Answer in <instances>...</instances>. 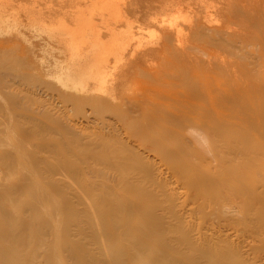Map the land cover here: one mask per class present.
Listing matches in <instances>:
<instances>
[{
    "label": "rangeland",
    "instance_id": "374dc122",
    "mask_svg": "<svg viewBox=\"0 0 264 264\" xmlns=\"http://www.w3.org/2000/svg\"><path fill=\"white\" fill-rule=\"evenodd\" d=\"M0 2V264H264V0Z\"/></svg>",
    "mask_w": 264,
    "mask_h": 264
},
{
    "label": "bare ground",
    "instance_id": "6f19581e",
    "mask_svg": "<svg viewBox=\"0 0 264 264\" xmlns=\"http://www.w3.org/2000/svg\"><path fill=\"white\" fill-rule=\"evenodd\" d=\"M113 1H114V0H113ZM99 2H100V1H99ZM122 2H123V1H122ZM0 4H2V3L0 2ZM32 4H33V3H32ZM92 4H93V3H92ZM23 5H24V4H23ZM74 5H75V4H74ZM84 5H85V4H84ZM0 6H1V5H0ZM96 6H97V5H96ZM98 7H99V6H98ZM110 7H111V6H110ZM1 8H2V7H1ZM86 8H87V7H86ZM88 8H89V7H88ZM93 8H94V7H93ZM115 8H116V7H115ZM96 9H97V8H96ZM106 9H107V8H106ZM74 10H75V9H74ZM11 11H12V10H11ZM86 12H87V11H86ZM81 14H83V13H81ZM193 14H194V13H193ZM74 15H75V14H74ZM79 15H80V14H79ZM180 15H181V14H180ZM161 16H162V15H161ZM192 16H193V15H192ZM6 17H7V16H6ZM57 17L60 18L59 16H57ZM7 18H9V17H7ZM74 19H75V18H74ZM78 19H79V18H78ZM88 19H89V18H88ZM56 20H57V19H56ZM59 20H61V19H59ZM114 20H115V19H114ZM181 20H182V19H181ZM188 20H189V19H188ZM6 21H7V20H6ZM90 21H91V20H90ZM92 21H93V20H92ZM0 22H1V21H0ZM2 22H3V21H2ZM105 22H106V21H105ZM216 22H217V21H216ZM56 23H57V22H56ZM72 23H73V22H72ZM90 23H91V22H90ZM57 24H58V23H57ZM101 24H102V23H101ZM50 25H51V24H50ZM173 25H174V24H173ZM179 25H180V24H179ZM55 26H56V25H55ZM59 26H60V25H59ZM77 27H78V26H77ZM172 27H173V26H172ZM193 27H194V26H193ZM196 27H197V26H196ZM54 28H55V27H54ZM66 28H67V26H66ZM68 28H69V27H68ZM184 28H185V27H184ZM198 28H199V27H198ZM205 28H206V27H205ZM75 29H76V28H75ZM174 29H175V28H174ZM177 29H178V28H177ZM70 30H71V29H70ZM78 30H79V29H78ZM78 30H77V31H78ZM141 30H142V29H141ZM178 30H179V29H178ZM178 30H177V31H178ZM204 30H205V29H204ZM206 30H209V29L206 28ZM80 31H82V30H80ZM162 31H163V30H162ZM169 31H170V30H169ZM7 32H8V31H7ZM110 32H111V31H110ZM171 32H173V31H171ZM171 32H170V33H171ZM178 32H179V31H178ZM189 32H190V31H189ZM206 32H207V31H206ZM85 33H86V32H85ZM179 33H180V32H179ZM83 34H84V32H83ZM165 34H166V32H163V36H162V37L160 36V37L162 38V44H165L166 42L168 43V41H169V40L167 41V37H168V36H167V34H166V35H165ZM171 34H172V33H171ZM190 34H191V33H190ZM190 34H189V35H190ZM192 34H193V32H192ZM198 35H199V34H197V36H198ZM50 36H51V35H50ZM174 36H175V35H174ZM205 36H206V35H205ZM203 37H204V36H203ZM94 38H95V37H94ZM136 38H137V37H135V39H136ZM188 38H189V37H188ZM95 39H96V38H95ZM96 40H100V39L97 38ZM136 40H137V39H136ZM211 40H212V39H211ZM104 41H105V40H104ZM112 41H113V40H112ZM72 42H73V41H72ZM74 42H75V41H74ZM77 42H78V41H77ZM187 43H188V42H187ZM99 44H101V43H99ZM124 44H125V43H124ZM168 44H169V43H168ZM12 45H15V44H12ZM12 45H11V43H10V46H12ZM120 45H121V44H120ZM122 45H123V44H122ZM169 45H170V44H169ZM169 45H168V46H169ZM88 46H89V45H88ZM166 46H167V45L161 46L159 49L166 48ZM93 47H94V46H93ZM95 47H96V46H95ZM122 47H123V46H122ZM173 47H174V46H173ZM185 47H186V46H185ZM11 48H12V47H11ZM72 48H73V47H72ZM77 48H78V47H77ZM191 48H192V47H191ZM172 49H173V48H172ZM165 50H166V49H165ZM174 50H175V49H174ZM182 50H183V49H182ZM185 51H186V49H185ZM85 52H86V50H85ZM102 52H104V51L102 50ZM154 52H155V50H154ZM174 52H175V51H174ZM93 53H94V52H93ZM114 53H115V52H114ZM170 53H171V52H170ZM180 53H181V52H180ZM188 54H189V53H188ZM2 55H3V54H2ZM81 55H82V54H81ZM90 55H91V54H90ZM185 55H186V54H185ZM78 56H79V55H78ZM92 56H93V54H92ZM92 56H91V57H92ZM171 56H172V55H171ZM7 57H8V56H7ZM7 57H6V58H7ZM91 57H90V58H91ZM105 57H107V56H105ZM0 59H1V58H0ZM78 59H79V58H78ZM118 59H119V58H118ZM209 59H210V58H209ZM1 60H2V59H1ZM3 60H5V59H3ZM15 60H16V59H15ZM89 60H90V59H89ZM115 60H116V59H115ZM201 60H202V59H201ZM76 61H77V60H76ZM117 61H120V60H117ZM20 62H21V61H20ZM70 62H71V61H70ZM107 62H108V61H107ZM163 62H164V61H162V63H163ZM1 63H2V62H1ZM89 63H90V62H89ZM89 63H87V64H89ZM73 64H74V63H73ZM91 64H93V63H91ZM6 65H7V64H6ZM15 65H18V64H15ZM25 65H26V64H25ZM75 65H76V64H75ZM155 66H156V65H155ZM87 67H88V66H87ZM87 67H86V68H87ZM91 67H92V66H91ZM5 68H6V67H5ZM65 68H66V67H65ZM78 68H79V67H78ZM97 68H98V67H97ZM1 69H3V68H1ZM8 69H9V68H8ZM82 69H83V68H82ZM87 69L89 70V68H87ZM94 69H96V68H94ZM3 71H4V70H3ZM7 71H8V70H7ZM83 71H84V70H83ZM97 71H98V70H97ZM85 72H87V71H85ZM95 72H96V71H95ZM141 72H142V71H141ZM163 73H164V72H163ZM8 74H9V73H8ZM10 74H11V72H10ZM78 74H79V73H78ZM103 74H105V73H103ZM83 75H84V74H83ZM93 75H94V74H93ZM105 75H107V74H105ZM147 75H148V74H147ZM11 76H12V75H11ZM76 76H77V75H76ZM110 76H111V75H110ZM201 76H202V75H201ZM3 77H5V76H3ZM65 77H66V76H65ZM74 77H75V76H74ZM89 77H90V76H89ZM91 77H92V76H91ZM78 78H79V77H78ZM100 78H101V77H100ZM74 79H75V78H74ZM79 79H80V78H79ZM89 79H90V78H89ZM4 80H5V79H4ZM63 80H64V79H63ZM14 81H15V80H14ZM64 81H65V80H64ZM62 82H63V81H62ZM116 82H118V81H116ZM118 84H120V83H117V85H118ZM161 84H162V83H161ZM3 85H4V84H3ZM117 85H116V86H117ZM194 85H195V84H194ZM61 86H62V85H61ZM84 86H85V85H84ZM165 86H166V85H165ZM117 87H119V86H117ZM117 87H116V88H117ZM195 87H196V86H195ZM206 87H207V86H206ZM111 89H112V88H111ZM187 89H188V88H187ZM190 89H191V87H190ZM190 89H189V90H190ZM194 89H195V88H194ZM207 90H208V89H207ZM197 91H198V90H197ZM176 92H177V91H176ZM156 93H157V92H156ZM177 93H178V92H177ZM187 93H188V92H187ZM202 93H203V91H202ZM110 94H111V93H110ZM112 94H113V93H112ZM218 94H219V93H218ZM117 95H118V94H117ZM178 95H179V94H178ZM156 96H157V95H156ZM220 96H221V95H220ZM105 97H106V96H105ZM154 97H155V96H154ZM161 97H162V96H161ZM189 97H190V96H189ZM197 97H199V96H197ZM200 97H201V95H200ZM200 97H199V98H200ZM207 97H208V96H207ZM97 98H98V97H97ZM158 98H159V97H158ZM192 98H193V97H192ZM195 98H196V96H195ZM201 98H202V97H201ZM201 98H200V99H201ZM139 99H140V98H139ZM139 99H138V100H139ZM144 99H145V98H144ZM163 99H164V98H163ZM193 99H194V98H193ZM197 99H198V98H197ZM226 99H227V98H226ZM141 101H142V99H141ZM203 101H204V99H203ZM226 101H227V100H226ZM123 102H124V101H123ZM204 102H205V101H204ZM206 102H207V101H206ZM148 103H149V101H148ZM215 103H216V102H215ZM142 104H143V103H142ZM144 104H145V102H144ZM151 104H152V103H151ZM153 104H155V103L153 102ZM193 104H194V103H193ZM193 104H192V105H193ZM226 104H227V103H226ZM128 105H129V104H128ZM195 105H196V104H195ZM198 106L200 107V104H199ZM198 106H197V108H198ZM215 106H216V105H215ZM190 107H191V106H190ZM201 107H202V106H201ZM201 107H200V108H201ZM119 108H121V107H119ZM158 108H159V107H158ZM194 108H195V107H194ZM200 108H199V109H200ZM145 109H146V108H145ZM189 109H190V108H189ZM146 110H147V109H146ZM155 110H156V109H155ZM149 111H150V109H149ZM181 111H182V110H181ZM189 111H191V110H189ZM195 111H196V110H195ZM147 112H148V111H147ZM154 112H155V111H154ZM157 112H158V111H157ZM161 112H162V111H161ZM152 113H153V112H152ZM192 113H193V112H192ZM162 114H163V113H162ZM164 114H165V113H164ZM171 114H172V113H171ZM195 114H196V112H195ZM197 114H198V112H197ZM197 114H196V115H197ZM122 115H123V114H122ZM168 115L170 116V112L168 113ZM123 116H124V115H123ZM172 116H173V115H172ZM183 116H184V115H183ZM192 117H193V116H192ZM162 118L164 119V117H162ZM165 118H166V117H165ZM167 118H168V116H167ZM175 118H176V117H175ZM183 118H185V116H184ZM183 118H182V119H183ZM101 119H102V118H101ZM123 119H124V118H123ZM158 119H160V118L158 117ZM168 119H169V118H168ZM173 119H174V118H173ZM186 119L188 120L189 118L186 117ZM103 120H104V119H103ZM160 120H161V119H160ZM184 120H185V119H184ZM222 120H223V119H222ZM126 121H127V120H126ZM168 121H169V120H168ZM177 121H179V120L177 119ZM165 122H166V121H165ZM170 122H171V120H170ZM190 122H191V120H190ZM126 123H128V122H126ZM167 123H168V122H167ZM123 124H124V123H123ZM136 124H137V123H136ZM136 124H135V125H136ZM172 124H173V123H172ZM181 124H182V123H181ZM188 124H189V122H188ZM126 125H127V124H126ZM143 125H144V124H143ZM157 125H159V124H157ZM174 125H175V124H174ZM174 125H173V126H174ZM179 125H180V124H179ZM182 125H184V124H182ZM185 125H186V124H185ZM128 126H131V125H129V123H128ZM128 126L126 127V129L128 128ZM155 126H156V125H155ZM146 127H147V126H146ZM174 127H175V126H174ZM147 128H148V127H147ZM179 128H180V127H179ZM130 129H131V127H130ZM133 129H134V128H133ZM149 129H150V128H149ZM181 129H182V128H181ZM134 130H135V129H134ZM134 130H133V131H134ZM95 133H96V132H95ZM156 133H157V132H156ZM161 133H162V132H161ZM207 133H208V132H207ZM97 134H98V133H97ZM85 135H86V134H85ZM157 135H158V134H157ZM176 135H177V134H176ZM200 135H201V134H200ZM223 135H224V134H223ZM227 135H228V134H227ZM99 136H100V135H99ZM225 136H226V135H225ZM86 137H87V136H86ZM92 137H93V136H92ZM228 137H229V136H228ZM88 138H89V137H88ZM101 138H102V137H101ZM141 138H142V137H141ZM153 138H154V137H153ZM95 139H97V138H95ZM104 139H105V138H104ZM88 140H89V139H88ZM140 140H141V139H140ZM164 140H165V139H164ZM91 141H92V140H91ZM96 141H97V140H96ZM92 142H93V141H92ZM135 142H136V141H135ZM145 142H146V141H145ZM166 142H167V141H166ZM238 142H239V140H238ZM243 142H244V141H243ZM100 143H101V142H100ZM180 143H182V142H180ZM228 143H229V142H228ZM236 143H237V142H236ZM178 144H179V142H178ZM98 145H99V144H98ZM98 145H96V146H98ZM180 145H181V144H180ZM182 145H184V144H182ZM230 145H232V143H231ZM233 145H234V144H233ZM233 145H232V146H233ZM235 145H236V144H235ZM224 146H225V144H224ZM226 146H227V145H226ZM236 146H237V145H236ZM242 146H243V145H241V147H242ZM106 147H107V146H106ZM179 147H181V146H178V148H179ZM107 148H108V147H107ZM165 148H166V147H165ZM165 148H164V149H165ZM178 148H177V149H178ZM243 148H244V147H242V149H243ZM105 149H106V148H105ZM179 149H180V148H179ZM238 149H239V148H238ZM240 149H241V148H240ZM245 149H246V148H245ZM107 150H108V149H107ZM159 150H160V149H159ZM159 150L157 149V151H159ZM161 150H163V147H162ZM181 150H183V149H181ZM184 150H185V149H184ZM189 150H190V149H189ZM165 151H166V149H165ZM241 151H242V150H241ZM243 151H244V150H243ZM243 151H242V152H243ZM85 152H86V151H85ZM108 152H109V151H108ZM167 152H168V151H167ZM156 153H157V152H156ZM162 153H163V152H162ZM164 153H165V152H164ZM157 154H158V153H157ZM176 154H177V153H176ZM176 154H175V155H176ZM191 154H192V153H191ZM155 155H156V154H155ZM159 155H160V154H159ZM164 155H165V154H164ZM166 155H167V154H166ZM168 155H169V154H168ZM101 157H102V156H101ZM164 157H165V158H168V157H166V156H164ZM173 157H174V156H173ZM190 158H191V157H190ZM192 158H193V157H192ZM195 158H197V157H195ZM200 158H201V157H200ZM161 159H162V158H161ZM170 159H171V158H170ZM201 159H202V158H201ZM201 159L198 160V162H199V161L201 162ZM229 160H230V159H229ZM160 161H161V160H160ZM164 161H165V160H164ZM170 161H172V160H170ZM63 162H64V161H63ZM174 162H175V160H174ZM233 162H234V161H233ZM175 163H176V162H175ZM220 163H221V162H220ZM227 163H228V162H227ZM163 164H165V163H163ZM171 164H172V162H171ZM222 164H223V163H222ZM231 164H232V163H231ZM231 164H230V165H231ZM239 164H240V163H238V165H239ZM151 165H153V164H151ZM169 165H170V164H169ZM200 165H201V164H200ZM224 165H225V164H224ZM224 165H223V167H225ZM235 165H236V164H235ZM182 166H183V165H182ZM202 166H203V165H202ZM236 166H237V165H236ZM63 167H64V166H63ZM70 167H71V166H70ZM75 167H76V166H75ZM150 167H151V166H150ZM173 167H174V165H173ZM175 167H177V166H175ZM220 167H221V166H220ZM227 167H228V166H227ZM53 168H54V166H53ZM58 168H59V167H58ZM67 168H68V167H67ZM151 168H152V167H151ZM184 168H185V166H184ZM186 168H187V167H186ZM205 168H206V167H205ZM208 168H209V167H208ZM55 169H56V168H55ZM73 169H74V168H73ZM141 169H142V168H141ZM156 169H157V168H156ZM156 169H155V170H156ZM195 169H196V168H195ZM215 169H216V167H215ZM224 169H225V168L220 169L221 172H222V171L224 172ZM71 170H72V169H71ZM117 170H118V169H117ZM153 170H154V169H153ZM173 170H174V169H173ZM175 170H176V169H175ZM181 170H182V169H181ZM196 170H197V169H196ZM58 171H59V170H58ZM188 171H189V170H188ZM199 171H200V170H199ZM217 171H219V170H217ZM217 171H216V172H217ZM225 171H226V170H225ZM153 172H154V171H153ZM173 172H174V171H173ZM183 172H184V171H183ZM207 172H208V171H207ZM216 172H215V173H216ZM226 172H227V171H226ZM73 173H74V172H73ZM134 173H135V172H134ZM198 173H199V172H198ZM198 173H197V174H198ZM218 173H220V172H218ZM78 174H79V173H78ZM126 174H127V173H126ZM188 174H189V173H188ZM197 174H196V175H197ZM201 174H202V173H201ZM220 174H221V173H220ZM220 174H219V176H220ZM129 175H130V173H129ZM131 175H132V174H131ZM133 175H134V174H133ZM141 175H142V174H141ZM175 175H176V174H175ZM144 176H145V175H144ZM162 176H163V175H162ZM121 177H122V176H121ZM133 177H136V176H133ZM133 177H132V178H133ZM168 177H169V176H168ZM204 177L206 178V176H204ZM130 178H131V177H130ZM156 178H157V177H156ZM128 179H129V178H128ZM134 179H135V178H134ZM134 179H133V180H134ZM136 179H138V176H137ZM142 179H143V178H142ZM164 179H165V178H164ZM178 179H179V178H178ZM201 179H202V178H201ZM203 179H204V178H203ZM213 179H214V178H213ZM226 179H227V178H226ZM6 180L8 181V179H6ZM129 180H131V179H129ZM144 180H145V179H144ZM215 180H216V179H215ZM145 181H148V180H145ZM210 181H211V180H210ZM227 181H228V180H226V183H227ZM8 182H9V181H8ZM122 182H123V181H122ZM124 182H125V180H124ZM197 182H198V181H197ZM202 182H203V181H202ZM126 183H127V182H126ZM134 183H135V182H134ZM188 183H189V180H188ZM200 183H201V182H200ZM216 183H217V182H216ZM216 183H215V184H216ZM136 184H138V183H136ZM147 184H148V183H147ZM149 184H150V183H149ZM152 184H153V183H152ZM152 184H151V185H152ZM162 184H164V183H162ZM182 184H183V183H182ZM205 184H206V183H205ZM215 184H214V185H215ZM223 184H224V183H223ZM9 185H10V184H9ZM160 185H161V184H160ZM190 185H191V183H190ZM202 185H203V183H202ZM75 186H76V185H75ZM126 186H127V184H126ZM133 186H134V185H133ZM145 186H146V185H145ZM147 186H149V185H147ZM195 186H196V185H195ZM199 186H200V185H199ZM199 186H198V187H199ZM212 186H213V185H212ZM213 187H215V186H213ZM205 188H206V187H205ZM205 188H204V189H205ZM225 188H226V187H225ZM74 189H75V188H74ZM90 189H91V188H90ZM146 189H147V187H146ZM149 189H150V187H149ZM152 189H154V188H152ZM189 189H190V188H189ZM195 189H196V188H195ZM204 189H203V190H204ZM206 189H207V188H206ZM230 189H231V188H230ZM122 190H124V189H122ZM172 190H173V189H172ZM233 190H234V189H233ZM254 190H255V188H254ZM197 191H198V190H197ZM197 191H196V192H197ZM4 192H5V191H4ZM193 192H194V191H193ZM200 192H202V191H200ZM229 192H230V191H229ZM161 193H162V192H161ZM172 193H173V192H172ZM4 194H5V193H4ZM159 194H160V193H159ZM237 194H238V193H237ZM237 194H236V195H237ZM161 195H162V194H161ZM170 195H171V194H170ZM193 195H194V193H193ZM221 195H222V194H221ZM230 195H232V194H230ZM230 195H229V196H230ZM180 196H181V195H180ZM182 196H183V195H182ZM219 196H220V195H219ZM177 197H178V196H177ZM177 197H176V198H177ZM221 197H222V196H221ZM232 197H233V196H232ZM237 197H238V196H237ZM180 198H181V197H180ZM180 198H179V199H180ZM171 199H172V198H171ZM179 199H177V200L179 201ZM174 200H175V199H174ZM235 200H236V199H234V201H235ZM175 201H176V200H175ZM231 201H233V199H232ZM236 201H237V200H236ZM167 203H168V202H167ZM169 203H170V202H169ZM169 203H168V204H169ZM243 203H244V202H243ZM243 203H242V204H243ZM178 204H179V203H178ZM189 204H190V203H188V205H189ZM193 204H194V203H193ZM198 205H199V204H198ZM194 206H195V205H194ZM238 207H239V206H238ZM234 208H235V207H234ZM198 209H199V208H198ZM237 209H239V208H237ZM189 210H190V209H189ZM242 210H244V208H243ZM166 211H167V210H166ZM235 211H236V210H235ZM256 211H258V210H256ZM256 211H255V212H256ZM176 212H177V211H176ZM178 212H179V211H178ZM184 212H185V211H184ZM190 212H191V211H190ZM190 212H189V213H190ZM237 212H238V211H237ZM164 213H165V212H164ZM173 213H174V212H173ZM173 213H172V214H173ZM242 213H243V212H242ZM165 215H166V214H165ZM193 215H194V213H193ZM257 215H258V214H257ZM163 216H164V215H163ZM258 217H259V216H258ZM262 218H263V217H262ZM255 220H256V219H255ZM238 234H239V233H238ZM241 234H242V233H241ZM191 238H192V237H191ZM245 242H246V241H245ZM250 249H251V247H250ZM228 251H229V250H228ZM262 252H263V251H262ZM230 259H231V258H230Z\"/></svg>",
    "mask_w": 264,
    "mask_h": 264
}]
</instances>
